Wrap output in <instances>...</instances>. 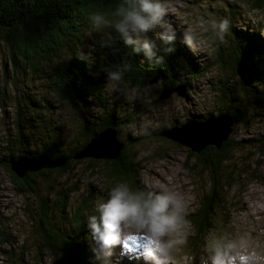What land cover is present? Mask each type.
Instances as JSON below:
<instances>
[{
  "label": "trees",
  "instance_id": "trees-1",
  "mask_svg": "<svg viewBox=\"0 0 264 264\" xmlns=\"http://www.w3.org/2000/svg\"><path fill=\"white\" fill-rule=\"evenodd\" d=\"M248 1L253 9L264 12V0ZM120 2L121 0H0V38L5 44L6 52L0 69V95L4 98L10 96L18 127L15 134L9 127L6 130L8 134L3 147L6 151L0 156V165L9 172L19 191H28L39 199L38 231L44 240V246L56 251L57 255H65L72 264H111L109 259H105L93 247L86 249L85 244L81 243L84 236L92 239L88 221L85 220L91 203L85 201L76 208L69 203L67 205V198L75 189L72 184L68 185L69 181H65L63 186L69 193H61L59 201L53 203L61 218L60 223H56L49 216V203L53 200L45 196L39 198L37 179L48 177L51 173L63 174L72 163L81 160L74 157L95 135L113 126L118 132L119 142L123 144L120 157L112 161L94 159V167L102 164L106 170V179L114 187L124 183L133 190L145 191L135 180L131 166L137 158L136 147L143 142L133 143L131 135L119 137L122 128L130 126L133 121L118 115L117 106L110 111L109 100L105 95L107 72L119 69L122 81L138 91H144L156 77L163 83L164 91H170L178 83L187 85L189 81L204 75L194 68V55L178 36L171 52L166 51L168 46L164 44L156 46L157 55L162 56L163 60L153 62L147 60L142 53L135 52L132 46L125 45L115 33H111L109 39V29L98 30L92 27L88 19L90 13L102 12L110 17ZM231 33L227 49L219 43L214 59L221 69L215 91L223 105L209 115L195 116L201 118L200 122L227 113L238 124L249 119L255 111L264 112V27L251 28L250 31L233 27ZM149 35L146 38L151 40ZM87 44H92L91 52L87 59H83L81 56ZM184 76L187 78H183ZM179 78L182 79L178 82ZM60 102L69 104L74 115H77L78 134L82 141L75 139L73 147L64 149L61 148V141L49 131L46 135L35 136L33 142L29 141V137L25 135L27 125L32 129L43 128L46 123L43 116ZM94 107L98 110L96 115L91 111ZM177 124L179 123L174 122L173 125ZM168 129L159 128L154 138H165L161 133ZM259 142L264 145V136ZM31 146L34 147L29 149ZM245 147L243 143L228 138L220 149L211 146L199 154L190 151L212 177L210 190L202 193L197 208L186 216V221L193 227L188 239V247L193 252L201 254L204 250L208 235L218 227L217 219L224 220L220 222L223 226L229 220L226 200L218 193L225 184L218 175L222 172L224 174L225 164L231 161L232 151H241ZM41 154L51 159H64L65 163L54 169L28 173L24 179L18 178L10 170V159ZM230 175L234 176V171ZM71 208L73 210L69 212ZM1 241L6 243L8 240L1 238ZM126 249L129 254L126 256L119 252L115 261H121L120 264H139L133 251L128 247ZM13 258L10 256L9 260L16 264Z\"/></svg>",
  "mask_w": 264,
  "mask_h": 264
},
{
  "label": "rangeland",
  "instance_id": "rangeland-1",
  "mask_svg": "<svg viewBox=\"0 0 264 264\" xmlns=\"http://www.w3.org/2000/svg\"><path fill=\"white\" fill-rule=\"evenodd\" d=\"M165 3L168 8L165 19L176 28L178 38L181 39V34L185 31L191 33L193 45L190 51L196 60L194 68L202 71L204 75L189 81L187 85L178 83L174 89L182 88L183 95L172 92L168 98H161L165 91L160 79L149 84L144 91H138L130 88L122 80L113 82L106 76L105 95L109 100L110 111L117 106L118 115L133 121L130 126L122 128L119 137L131 135L133 143L143 142L136 147L137 158L131 163L135 180L145 191L177 195L187 216L197 208L202 193H208L210 190L212 177L199 164V159L190 153L188 147L166 137L159 139L154 137L161 127L171 129L181 127L188 121L200 122L201 118L195 116L203 117L222 107L223 104L215 91L221 72L214 62L219 43L227 49L228 36L232 35L233 27L248 31L251 28L264 27V12L253 9L248 0H165ZM225 18L230 21V30L224 34L223 39L216 37L211 30L207 32L203 30L209 21ZM102 34L101 31V36ZM147 34H150L149 37L156 46L163 45L155 32ZM91 48L92 44H87L84 54L90 55ZM5 53V44L0 38V69ZM14 108L10 96L4 98L0 95V156L6 151L3 147L8 127L13 134L18 130ZM49 111L43 116L46 121L43 128L32 129L27 125L25 135L29 137V141L33 142L35 136L46 135L48 131L61 141V148L64 149L73 147L76 144L75 139L78 142L82 141L78 134V117L74 115L69 104L60 102L56 108ZM91 111L93 115L98 113L97 107ZM174 122L179 124L173 125ZM263 136L262 111L253 112L246 121L233 123L228 138L243 143L246 147L241 151L234 149L230 154L231 161L225 164L224 174L222 172L218 175L225 184L218 193L226 200L227 212L230 214L226 226L220 225L223 219H217L218 227L212 232L228 239L247 234L251 237L253 247L262 252H264V145L259 141ZM256 144L259 145L254 146ZM93 160L92 158L77 160L63 174L51 173L48 177L37 179L39 198L45 196L53 200L49 203V216H52L54 222L60 223L61 218L53 203L59 201L61 193H69L63 186L65 181H69L68 185L72 184L75 189L67 198V205L69 203L71 207L76 208L82 202L91 203L90 211L85 215L87 221L89 215L96 214V205L107 199L108 192L114 187L113 183L106 179L104 166L97 164L98 166L94 167L96 163ZM231 171H234V176L230 175ZM39 211V199L28 191H19L9 172L0 165V264H12L10 256L14 257L16 264H72L65 255H57L56 251L44 246V240L38 231ZM180 231L188 234L187 242L173 251L171 264H204L205 251L198 254L188 247V239L193 232L192 225L186 221ZM1 238L8 241L3 243ZM83 238L81 243L85 244L86 249L93 247L106 257L105 259H109L111 264H120L121 261H115L119 252L121 253L120 246L112 248L109 255L101 252L92 239L85 236ZM141 244L142 239L134 235L124 241L125 249L131 247L139 264H151L138 255L137 249Z\"/></svg>",
  "mask_w": 264,
  "mask_h": 264
},
{
  "label": "clouds",
  "instance_id": "clouds-1",
  "mask_svg": "<svg viewBox=\"0 0 264 264\" xmlns=\"http://www.w3.org/2000/svg\"><path fill=\"white\" fill-rule=\"evenodd\" d=\"M168 8L165 0H121L110 17L102 12L90 13L88 19L93 28L109 29L127 46L153 62H161L156 45L146 38L147 33L155 32L166 46L173 51L177 40V30L165 17ZM211 30L216 37L223 39L230 30L228 19L209 21L203 29ZM182 42L192 48L190 32L181 34ZM81 58L87 59V54ZM108 79L122 80L119 69L110 70ZM186 222V213L180 198L169 192L133 190L128 184H118L108 192L107 199L96 205V214L88 216V226L97 248L106 254L120 246L121 255L127 254L124 241L129 236L142 239L137 253L151 264H171L172 253L187 242L188 234L180 231ZM204 264H264V252L253 247L247 234L233 239L210 233L207 237Z\"/></svg>",
  "mask_w": 264,
  "mask_h": 264
},
{
  "label": "water",
  "instance_id": "water-1",
  "mask_svg": "<svg viewBox=\"0 0 264 264\" xmlns=\"http://www.w3.org/2000/svg\"><path fill=\"white\" fill-rule=\"evenodd\" d=\"M158 80L156 77L149 84ZM182 88L163 92L161 98H168L172 92L182 96ZM234 119L227 113L217 117H210L203 122L184 123L181 127L168 129L162 136L186 146L191 152L201 153L207 147L220 149L231 133ZM123 144L118 140V132L109 126L95 135L90 142L74 157L75 159L92 158L117 160L120 157ZM10 170L20 179L26 178L28 173L40 170L54 169L64 165V159H51L41 154L34 157H18L8 161Z\"/></svg>",
  "mask_w": 264,
  "mask_h": 264
}]
</instances>
